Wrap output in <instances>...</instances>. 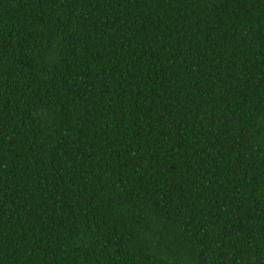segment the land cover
<instances>
[{
    "label": "trees",
    "instance_id": "1",
    "mask_svg": "<svg viewBox=\"0 0 264 264\" xmlns=\"http://www.w3.org/2000/svg\"><path fill=\"white\" fill-rule=\"evenodd\" d=\"M0 264H264V0H0Z\"/></svg>",
    "mask_w": 264,
    "mask_h": 264
}]
</instances>
